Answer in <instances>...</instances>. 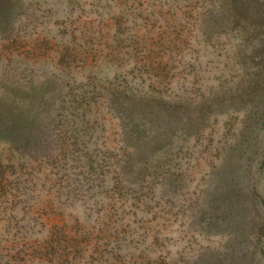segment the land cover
Listing matches in <instances>:
<instances>
[{"label": "rangeland", "instance_id": "rangeland-1", "mask_svg": "<svg viewBox=\"0 0 264 264\" xmlns=\"http://www.w3.org/2000/svg\"><path fill=\"white\" fill-rule=\"evenodd\" d=\"M0 264H264V0H0Z\"/></svg>", "mask_w": 264, "mask_h": 264}]
</instances>
